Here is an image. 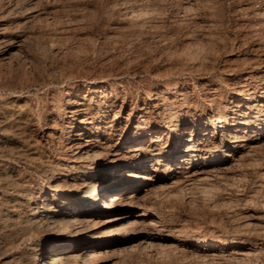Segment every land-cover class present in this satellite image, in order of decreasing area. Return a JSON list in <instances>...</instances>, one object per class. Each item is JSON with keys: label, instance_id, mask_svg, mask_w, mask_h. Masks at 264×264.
Segmentation results:
<instances>
[{"label": "bare ground", "instance_id": "1", "mask_svg": "<svg viewBox=\"0 0 264 264\" xmlns=\"http://www.w3.org/2000/svg\"><path fill=\"white\" fill-rule=\"evenodd\" d=\"M49 12L42 0H0V264H95L115 252L122 234L140 236L144 211L161 194L220 182L233 188L252 162L257 165L255 155L264 150V91L256 95L252 78L263 76L246 68L201 81L196 97L188 83L170 78L151 80L137 100L112 77H68L57 85L62 74L51 64L44 73L30 70L32 91H24L26 82L9 84L6 73L29 37L26 25ZM125 12L131 19L145 13L136 6ZM235 12L249 17L236 25L247 26L254 43L230 44L229 52L264 59L256 31L264 26V5L249 0ZM204 23L207 28L194 36L210 38L209 28L226 24L221 18ZM37 46L40 55L55 53L53 43ZM27 57L23 62L31 64L35 56ZM227 57L225 62L233 60ZM258 225L261 245L240 252L238 240L178 241L203 261L239 254L242 261L258 257L264 264V216Z\"/></svg>", "mask_w": 264, "mask_h": 264}, {"label": "rangeland", "instance_id": "2", "mask_svg": "<svg viewBox=\"0 0 264 264\" xmlns=\"http://www.w3.org/2000/svg\"><path fill=\"white\" fill-rule=\"evenodd\" d=\"M48 1L42 0V3L48 6L50 15H43L42 19L27 24L26 31L24 29L29 37L23 42L21 51L16 52L15 66L6 73V81L11 85L18 86L19 83L26 82L31 69L33 74L44 73L51 64L57 74L63 75L60 77L61 83L57 85L66 83L68 77H112L121 80L137 100L151 80L170 78L188 83L186 89L196 97L201 93V81L227 78L236 71L243 72L246 68L263 76L259 78L256 75L257 79L252 78V88L257 90L256 95L264 91V59H237L236 49L232 50L233 53L229 52L230 44L235 48L234 43H254L253 37L248 33V27L236 25L242 19L249 18L245 14L241 15V12H238L240 15L235 12L249 0H187L191 3L186 8L183 5L186 0ZM257 2L264 5V0ZM131 6L140 7L145 13L131 19L125 14L126 9H131ZM210 18H221L226 24L209 28L211 39L198 36L199 40L194 34H198L199 29L205 30L207 27L204 20ZM256 31H259L262 38L261 53L264 57V26L256 28ZM39 43H53L55 53L40 55L37 46ZM206 43H213V47ZM196 45L202 49L198 50ZM217 45L218 53L217 49L214 51ZM190 46L197 59L188 56ZM208 48L211 50L208 51ZM191 50L190 55L193 53ZM197 51L200 52L197 54ZM220 52L222 54H219ZM227 55L233 58L231 63L224 61ZM27 56H35L36 59L34 57L31 64H26L23 60ZM212 58L214 62L211 61ZM24 84V91L33 90L30 80ZM51 86L55 87L56 84ZM6 92L3 90L1 94L5 95ZM253 100L250 101L251 105L255 103ZM204 108L207 109L205 104L199 107ZM258 155H255L257 160L260 159L255 162L257 165L252 162L253 167L249 166L245 170V179L243 177L242 180L236 181L233 188L220 182L207 186V189L181 190L175 194L173 192V195L168 194L170 197H161L163 194L158 196L160 202L158 199L154 200L152 207V204L148 203V208L144 211L146 218H143L144 228L140 236L134 238L131 232L122 234L123 238L120 236L115 252L107 255L109 257L99 258L95 264H258L257 259L260 258L242 261L236 258L239 254L218 258L219 260L215 259L213 262L203 261L189 254L185 246L178 241L184 239L183 243L187 245L201 237L225 240L228 244L232 240H238L239 252L251 243L261 245L260 228L257 225L260 226L264 216V179H259L257 171L258 167L264 169V150ZM253 190H256L255 198L249 202L245 201V196Z\"/></svg>", "mask_w": 264, "mask_h": 264}]
</instances>
